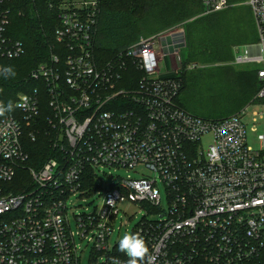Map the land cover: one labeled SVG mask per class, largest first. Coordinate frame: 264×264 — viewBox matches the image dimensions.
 <instances>
[{"label": "built area", "instance_id": "obj_1", "mask_svg": "<svg viewBox=\"0 0 264 264\" xmlns=\"http://www.w3.org/2000/svg\"><path fill=\"white\" fill-rule=\"evenodd\" d=\"M102 1L52 0L59 24L50 60L30 72L39 85L18 94L16 103L25 106L0 120V264H81L78 239L106 255L93 264L126 261L109 249L117 205L125 201L159 212L158 220L145 218L133 232L147 242L154 264H264V133L258 148L249 143L241 118L249 104L213 119L178 103L176 67L166 74L161 64L186 46L183 23L99 59ZM201 2L205 13L251 8L258 42L234 46L230 63L260 64L262 86L251 102L264 106V0ZM10 3L0 0V58L15 59L25 46L9 33ZM263 117L253 111L254 121ZM43 133L53 155L29 163L27 143ZM104 166L138 176L103 188L95 172ZM158 179L168 191L167 210H160ZM103 189L98 210L74 214V230L71 196Z\"/></svg>", "mask_w": 264, "mask_h": 264}, {"label": "trees", "instance_id": "obj_2", "mask_svg": "<svg viewBox=\"0 0 264 264\" xmlns=\"http://www.w3.org/2000/svg\"><path fill=\"white\" fill-rule=\"evenodd\" d=\"M51 2L11 0L9 33L23 42L25 54L15 59L0 58V66L11 65L17 72L15 79L0 77V101L4 103H16L20 92L39 85L29 75L40 63L50 60L56 44L59 21ZM180 23L186 32V55L183 68L176 74L182 82L179 96L183 93L182 100L178 96V103L204 118H209L205 115L208 111H212L210 118L213 119L232 115L250 102L262 86L258 69L236 70L229 65L234 58V46L254 42L256 38L254 16L247 5L205 13L201 0H103L95 52L99 59L106 61L137 41L144 32L158 33ZM191 64L196 66L191 68ZM235 90L244 96L242 104L233 107V113L227 116H217L219 109L233 105L232 91ZM41 91H44L43 85ZM41 107L43 114L49 111L44 99ZM26 149L32 164L53 155L44 133L37 141L28 142Z\"/></svg>", "mask_w": 264, "mask_h": 264}, {"label": "rangeland", "instance_id": "obj_3", "mask_svg": "<svg viewBox=\"0 0 264 264\" xmlns=\"http://www.w3.org/2000/svg\"><path fill=\"white\" fill-rule=\"evenodd\" d=\"M240 5H245V4H240ZM255 30H256V38L254 42L257 43L258 32L256 27ZM153 33L155 32L146 31L143 33L142 36H149L150 34L152 35ZM249 43L252 44L253 42H249ZM249 43H244V44H249ZM239 45H243V44H239ZM185 55H186V49L185 47H182L179 55H176L175 57L172 56L164 57V60L162 61L161 64L163 73L166 74L170 73L172 69H175L173 67H176L175 72L181 71V69L183 68L182 65ZM230 64L231 63L229 62V65ZM231 65L235 66L236 70L246 69V68L257 70L260 67V64L256 62L243 64V65H236V64H231ZM232 94L235 95L234 96L235 98L232 102L233 105H231L232 107L230 106L229 108L219 109L217 111L218 113L217 116H227L233 113L232 111L233 107L238 108L240 104H242L241 101L243 100L244 96L241 93L239 94L236 90L232 91ZM182 95L183 93H181V95L179 96L180 100H182ZM251 101L247 103L249 104V110L247 114L241 118L247 125L249 143L253 145L255 148H258L259 147L258 135L260 133H264V117L259 118L257 121H254L253 111L257 110L259 112H262L264 111V106L262 103L259 102L252 103ZM244 106H242L238 111H236L233 114L238 113ZM205 115L206 117L209 116V118L210 116H213L212 111L206 112ZM252 128H255L256 130L253 131ZM210 141H211L210 134L205 135V137L203 138V145L207 146L210 143ZM144 170L146 171V169ZM95 174H96L95 176L96 185H100L103 188H106L112 184H118L122 178H125L128 175L138 176L133 169L116 167V166L100 167L99 169H96ZM158 187L160 189V195L162 198L160 210L162 209L167 210L169 208V195L166 186L160 179H158ZM103 194H104V189L101 190L100 192L98 190L96 192L90 191L86 196L84 195L82 196L80 195V193L71 196V198L69 199V206H70L69 215H70L72 228L74 230H77L74 214L79 212H93L95 210H98L101 207ZM117 206L120 211L117 215V219L115 221H112V226L114 229L109 238V247H110L109 249L112 252H119L118 250L119 239L126 232L133 233L135 227L143 219L147 218L149 220H158L160 217L159 212L152 211L148 207L140 208L135 203H132L130 201L119 203ZM78 242H80L82 245V248L80 250L81 264H93L95 262L103 263L106 261V255L94 251L90 243H88L87 241H81L80 239H78Z\"/></svg>", "mask_w": 264, "mask_h": 264}, {"label": "clouds", "instance_id": "obj_4", "mask_svg": "<svg viewBox=\"0 0 264 264\" xmlns=\"http://www.w3.org/2000/svg\"><path fill=\"white\" fill-rule=\"evenodd\" d=\"M16 76L17 72L11 65L0 66V77H3V79H15ZM24 106L21 103H13L11 101L4 103L0 101V117L13 112L18 107ZM118 250L125 254L128 259L121 261L119 258L113 257L111 264H154L156 260L140 233H124L118 241Z\"/></svg>", "mask_w": 264, "mask_h": 264}]
</instances>
